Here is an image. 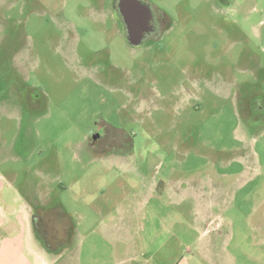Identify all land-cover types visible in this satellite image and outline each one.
I'll list each match as a JSON object with an SVG mask.
<instances>
[{
    "label": "rangeland",
    "instance_id": "374dc122",
    "mask_svg": "<svg viewBox=\"0 0 264 264\" xmlns=\"http://www.w3.org/2000/svg\"><path fill=\"white\" fill-rule=\"evenodd\" d=\"M111 1L0 0L1 180L74 207L78 175L103 203L111 173L222 172L208 224L194 199L162 205L154 261L264 264V0H149L171 25L137 47ZM97 121L114 150L87 147Z\"/></svg>",
    "mask_w": 264,
    "mask_h": 264
},
{
    "label": "crops",
    "instance_id": "0c3cea01",
    "mask_svg": "<svg viewBox=\"0 0 264 264\" xmlns=\"http://www.w3.org/2000/svg\"><path fill=\"white\" fill-rule=\"evenodd\" d=\"M125 157L122 152L110 155L120 165ZM224 175L111 173L107 177L111 194L103 203H95L96 197L85 193L78 175L73 180L74 207L55 197L52 190L38 191L29 185L21 190L0 178V264H157L155 241L161 237L162 205L194 199L195 210L207 223L216 201L215 179ZM60 188L66 189L63 183ZM166 194L171 200L161 204ZM207 195H213V200ZM174 231H168L167 240L176 238ZM201 240L200 250L207 256L208 243Z\"/></svg>",
    "mask_w": 264,
    "mask_h": 264
},
{
    "label": "flooded vegetation",
    "instance_id": "af4514ba",
    "mask_svg": "<svg viewBox=\"0 0 264 264\" xmlns=\"http://www.w3.org/2000/svg\"><path fill=\"white\" fill-rule=\"evenodd\" d=\"M141 1L145 5H148L149 8L151 9V15H150L149 24H148L149 29L144 31V40H143V43L141 44L143 45L144 43L146 44L147 41L151 39L152 37L155 38L157 36H160L164 32V30H167L171 25V19L166 11L160 9L159 7L151 3L149 0H141ZM107 8L108 7L105 6V11L107 10ZM110 10L113 11V14H115L116 19L120 22L121 27H122L123 37L125 41L128 43L126 39L127 25L124 21V16L122 15L119 9V0L111 1ZM33 94H34V90L31 91L30 93L31 96L29 95L26 97L27 105H30V104L35 105L37 102H40V99H38L37 97H34ZM259 102H262L261 107L258 106ZM252 103H253V105H251L252 110H256L258 112L264 113L263 99L260 98L259 100H256ZM88 144L91 146L92 149L98 150V151L106 150L112 147H113L112 149L114 150L115 148L114 145L118 144V141L112 138V135L108 129V126H106L104 121H97L93 125L91 132L89 133ZM115 150H116L115 153L120 152L118 149H115Z\"/></svg>",
    "mask_w": 264,
    "mask_h": 264
},
{
    "label": "water",
    "instance_id": "95a60500",
    "mask_svg": "<svg viewBox=\"0 0 264 264\" xmlns=\"http://www.w3.org/2000/svg\"><path fill=\"white\" fill-rule=\"evenodd\" d=\"M119 9L127 25L126 39L132 46H139L144 40V31L149 29L151 9L141 0H119Z\"/></svg>",
    "mask_w": 264,
    "mask_h": 264
},
{
    "label": "trees",
    "instance_id": "16d2710c",
    "mask_svg": "<svg viewBox=\"0 0 264 264\" xmlns=\"http://www.w3.org/2000/svg\"><path fill=\"white\" fill-rule=\"evenodd\" d=\"M263 98H264V97H263ZM263 98H262V99H263ZM263 101H264V100H263ZM252 102H254V101H251V105H253ZM254 111H256V110H253V111H252L254 114H258V115H255L256 117H260V116H263V115H264V113H261V112H258V111L255 113ZM63 212H64V211H63ZM37 229H38V226H37Z\"/></svg>",
    "mask_w": 264,
    "mask_h": 264
}]
</instances>
